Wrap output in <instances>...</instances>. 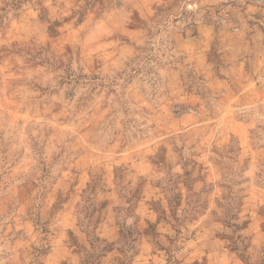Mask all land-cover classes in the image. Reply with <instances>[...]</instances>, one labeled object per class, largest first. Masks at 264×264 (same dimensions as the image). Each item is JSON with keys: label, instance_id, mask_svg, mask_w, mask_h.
<instances>
[{"label": "rangeland", "instance_id": "374dc122", "mask_svg": "<svg viewBox=\"0 0 264 264\" xmlns=\"http://www.w3.org/2000/svg\"><path fill=\"white\" fill-rule=\"evenodd\" d=\"M0 264H264V0H0Z\"/></svg>", "mask_w": 264, "mask_h": 264}]
</instances>
